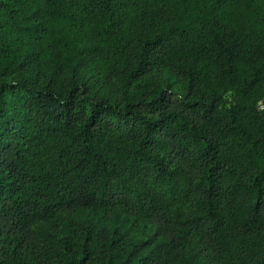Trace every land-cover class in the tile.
<instances>
[{
	"label": "trees",
	"instance_id": "16d2710c",
	"mask_svg": "<svg viewBox=\"0 0 264 264\" xmlns=\"http://www.w3.org/2000/svg\"><path fill=\"white\" fill-rule=\"evenodd\" d=\"M263 102L264 0H0V264H264Z\"/></svg>",
	"mask_w": 264,
	"mask_h": 264
},
{
	"label": "built area",
	"instance_id": "2783aa9c",
	"mask_svg": "<svg viewBox=\"0 0 264 264\" xmlns=\"http://www.w3.org/2000/svg\"><path fill=\"white\" fill-rule=\"evenodd\" d=\"M258 109H259V110H263V109H264V102L261 103V104H259Z\"/></svg>",
	"mask_w": 264,
	"mask_h": 264
},
{
	"label": "rangeland",
	"instance_id": "374dc122",
	"mask_svg": "<svg viewBox=\"0 0 264 264\" xmlns=\"http://www.w3.org/2000/svg\"><path fill=\"white\" fill-rule=\"evenodd\" d=\"M7 81H9V79ZM137 237L143 239L144 238V235L139 234V235H137Z\"/></svg>",
	"mask_w": 264,
	"mask_h": 264
}]
</instances>
